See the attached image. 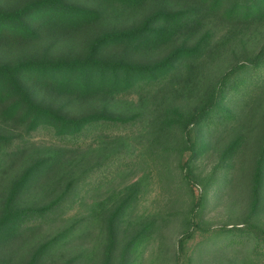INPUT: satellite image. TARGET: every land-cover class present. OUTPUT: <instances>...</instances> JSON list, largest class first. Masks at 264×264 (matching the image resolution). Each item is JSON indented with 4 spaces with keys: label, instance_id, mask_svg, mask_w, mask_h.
<instances>
[{
    "label": "trees",
    "instance_id": "obj_1",
    "mask_svg": "<svg viewBox=\"0 0 264 264\" xmlns=\"http://www.w3.org/2000/svg\"><path fill=\"white\" fill-rule=\"evenodd\" d=\"M252 28L258 38L264 0H24L0 9L1 49L24 46L15 59L0 58V177L12 173L0 200V248L63 219L81 199L86 213L26 264H45L92 226L105 235L96 264H132L164 224L133 214L146 174L112 201L87 204L84 195L147 159L177 157L181 191L191 198L177 264L193 263L187 250L199 233L213 235L216 259L245 250L239 263L264 264V44L249 46ZM225 134L217 165L203 173L201 160ZM92 155L98 160L88 167ZM239 185L249 198L241 222L208 227L211 197Z\"/></svg>",
    "mask_w": 264,
    "mask_h": 264
},
{
    "label": "rangeland",
    "instance_id": "obj_2",
    "mask_svg": "<svg viewBox=\"0 0 264 264\" xmlns=\"http://www.w3.org/2000/svg\"><path fill=\"white\" fill-rule=\"evenodd\" d=\"M23 3L24 0H0V9L14 8ZM247 33V36L244 38H246L250 47H252V45H259L261 47L262 44H264V29L258 34V38H254V34L258 33L256 28L248 30ZM84 35L85 33L80 37ZM42 49L43 47L36 48L37 51H41ZM18 54H24V46L19 48L3 47V49L0 47V58L7 57L9 59H15ZM229 58L230 60H228ZM231 59H233V54L229 55V57L225 56L223 69L229 65ZM225 64L227 65L225 66ZM217 75H219V73L216 74V76ZM262 111L264 112V101L262 103ZM229 140L228 135L225 134L223 139L215 141L216 149L207 153L203 160H201L203 173H211L213 168L217 165L220 151L225 148ZM170 142L174 147L181 146L179 134L170 137ZM146 146L151 147L150 145ZM252 148L253 146H249V148L245 149L243 152V163L245 160L248 164L250 163L252 154L254 153ZM144 149L145 148L138 149L136 152L142 153ZM185 156L186 155L183 157L184 159L187 158ZM90 158L91 160L87 163L88 167L91 166L90 162L93 163L98 160V156L92 155ZM23 162L24 160L19 161L18 166L22 165ZM161 162L165 163L162 165L156 164L147 159V162L144 163L146 165H142L134 172H128L126 177L122 175L118 176L117 179L107 184L108 186L106 185L104 189L92 191L88 193L87 196L84 195V197H87L85 198L87 204H92L99 200L105 201V199L112 201L113 199L111 198L121 195L129 186L136 183L146 174L143 181H141L144 186L142 195L139 203L134 208L133 214L135 217L144 216L148 219H157L159 223L162 221L164 224L161 231L154 239L141 248L136 255L132 256V264H177V243L182 233L181 221L190 208L191 198L188 196L187 192L181 191V175L179 171L175 169L177 157L169 160L161 159ZM14 170L18 171L19 169L15 167ZM238 171L239 170H236L235 172L239 173ZM11 175L12 173L6 172L4 176L0 177V200H2V195L6 191L5 186L9 185L8 179H11ZM105 178L107 179L106 176H104V179ZM236 178L239 181L241 180L239 176H236ZM237 179H235V181H237ZM40 195L38 190H36L33 194V199L37 200L38 198H42L39 197ZM80 200L81 199H79L77 204L64 215L63 219L59 218L55 222L50 223L48 226L34 233L21 235L17 240L1 247L0 264H26L30 254L38 245L64 230L68 227L69 222L70 224L73 223L75 218L82 217V214L86 213V211L82 210ZM248 204L249 198L247 196V190L240 185L237 186L236 189L226 191L220 200H218L217 197H211L210 204L204 215L205 223L208 224V227L214 228L213 230L224 225L232 228L231 226L241 222V219L247 212ZM260 224L264 227V210L260 214ZM89 232L87 236L83 238L74 237L57 248L51 257L47 259L45 264H66L69 260L74 258L82 259L81 264H96L103 252L105 235L99 226L95 228L92 226ZM212 237L213 235L211 234L199 233L196 239L188 245L187 254L193 259L192 264H238L243 261L244 257L249 255V253L244 250L243 255L240 256L231 254L228 257H218L216 259L212 252H209ZM219 244L220 243L217 242V246H219ZM249 248H253V245ZM247 251L249 252V249ZM262 263H264V260H262Z\"/></svg>",
    "mask_w": 264,
    "mask_h": 264
}]
</instances>
